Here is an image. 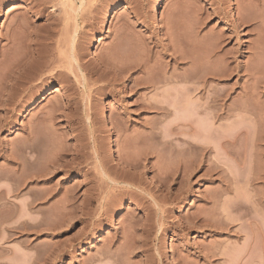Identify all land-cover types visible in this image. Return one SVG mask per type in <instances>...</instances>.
<instances>
[{
	"label": "rangeland",
	"instance_id": "obj_1",
	"mask_svg": "<svg viewBox=\"0 0 264 264\" xmlns=\"http://www.w3.org/2000/svg\"><path fill=\"white\" fill-rule=\"evenodd\" d=\"M150 1L0 0V84L16 79L11 77L13 69L15 75L20 71L22 83L26 78L31 83L18 88L13 105L0 107V264H142L153 255L156 264L160 257L155 246L162 249V264L183 263L184 258L188 264H206L188 256L185 246L215 250L218 242L223 255L213 258V264H248L253 249L254 264H264V153L259 154L264 148L255 150L253 140L235 137L243 130L239 126H249L241 112L243 103L250 102L247 107L255 115L264 113V0H164L159 6L163 29L152 20ZM111 5L118 8L105 28L102 16ZM96 37L101 40L91 52L89 44ZM213 93L220 96L213 111L217 118L208 117L197 127L210 130L211 151L199 157L201 167L192 171L198 162L187 145L195 140L193 111L182 118V110L164 98L181 105ZM105 109L108 115L102 118ZM260 121L264 126V118ZM260 121L252 122L260 125L257 131L263 127ZM218 141L231 142L233 148L249 146L262 158H246V147H236L235 156L234 149L227 148L225 155V147L232 145L221 149ZM5 150L13 161L3 158ZM14 167L16 180L21 176L20 184L14 182L20 191L9 197L5 193ZM206 169L210 175L203 179ZM250 174L261 181L251 182ZM112 178L118 184L110 183ZM205 196L214 202L221 196L217 203L226 213L228 205L245 200L244 218L227 214L230 225L218 234L182 231V239L169 231L155 240L156 205L168 215L167 226L186 224V219L191 224L190 217L213 212ZM121 207L128 208L120 212ZM22 210L26 215L19 219ZM91 216L100 220V227L82 237L80 220ZM145 217L153 224L147 239L140 230ZM141 242L144 248L148 244L145 249L138 248ZM147 249L151 251L145 258ZM121 252L126 255L121 257Z\"/></svg>",
	"mask_w": 264,
	"mask_h": 264
},
{
	"label": "bare ground",
	"instance_id": "obj_2",
	"mask_svg": "<svg viewBox=\"0 0 264 264\" xmlns=\"http://www.w3.org/2000/svg\"><path fill=\"white\" fill-rule=\"evenodd\" d=\"M164 0H151L150 1V4H149V10H150V14H151V16H152V20L154 21V23H156L157 24V26H158V28H160V29H163L164 27H165V25L161 22V20H160V17H159V6H160V4L163 2ZM118 7H117V5H111V6H109V7H107V9H105V11H104V13H103V16H102V25L106 28V26H107V24H108V21H109V17H110V15H111V13L114 11V10H116ZM232 15V14H231ZM233 17H234V15H232ZM168 22V21H167ZM168 24V23H167ZM169 25H170V22H169ZM168 26V25H167ZM171 26V25H170ZM166 28V27H165ZM100 37H96L95 39H93L91 42H90V44H89V50L91 51V52H93L94 51V49L97 47V44L100 42ZM18 62H22V61H17L16 62V64L18 63ZM23 63V62H22ZM15 64V65H16ZM18 65H19V63H18ZM24 65V64H23ZM15 66H13V68H14ZM16 67H17V65H16ZM23 67V66H22ZM12 68V69H13ZM18 68H19V66H18ZM19 70H22L23 72H24V70L23 69H19ZM13 71L15 72L16 70H14L13 69ZM13 72V73H14ZM17 72H18V74H16L15 75V73L13 74H11V77H12V75H14V76H16V79H12V81H11V79H9V81H7L8 79H7V77H9V76H7L6 77V81H7V83L5 82V80H4V82H5V84L4 85H1L2 84V82H1V84H0V86H1V88H0V107H3L4 105H7V103L8 104H11V105H13L14 104V101H15V96H17V95H14L19 89L18 88H22L23 89V86L25 85V84H28V83H30L29 82V80H27V78H26V83H22V81L24 80L25 81V79L24 78H22V79H18L17 78V76H19V78H21L20 77V71H18L17 70ZM26 72V71H25ZM29 74H31V73H29ZM28 73L27 74H24V75H27V77L29 76H31V75H29ZM33 74V73H32ZM35 75V74H34ZM38 75V74H37ZM37 75H36V78H37ZM22 76V75H21ZM33 76V75H32ZM25 77V76H24ZM15 78V77H14ZM32 78V77H31ZM35 78V77H34ZM33 79H31L30 81H32ZM36 80V79H35ZM19 81V82H18ZM28 81V82H27ZM34 81V80H33ZM22 83V84H21ZM24 84V85H23ZM31 84V83H30ZM29 84V85H30ZM22 85V86H21ZM28 85V86H29ZM27 86V87H28ZM33 86V85H32ZM254 87H256L255 85H254ZM253 87V88H254ZM200 88H201V86H196L195 87V91H199L200 90ZM25 89H27V88H25ZM256 89V88H255ZM7 90H9V91H7ZM254 91V90H253ZM256 91V90H255ZM19 92V91H18ZM21 92V91H20ZM55 92V91H54ZM18 94V93H17ZM214 94H216V93H213L209 98L208 97H203V95H201V96H199V97H197L195 100H189L188 99V102H186V101H183L182 103L179 101V103H181V105L180 104H176V103H173V101L174 100H172V102H168V99L167 98H164L165 99V102H167L168 103V105L170 106V107H172V108H174V109H180L179 111H181L182 110V114L180 115V117L181 116H183L184 114H186V115H190V111H193V114H194V119H195V122H194V124H191V126L192 125H195L196 126V128H195V126H194V128H193V133H194V139L195 140H193L194 142H188L187 143V145H188V149H190V152H192V153H194L197 157H198V162H194L193 163V169H192V171L194 170H199V164L202 162V161H200L199 160V157L201 156V158L203 157V155L205 154V153H207V151H209L210 150V146H208L209 144H210V142H212L211 141V136L209 135L210 134V130L207 132V131H205L204 129H202V128H200L199 130H198V126H199V123H201V122H206V120L205 119H207L208 117H210V118H212V119H215V118H217V116H216V113L215 112H213V111H215L216 109L215 108H217V106H216V104H217V101H219L220 99H218V98H220V96L219 95H214ZM248 95H251V94H249L248 93ZM247 94H246V96H248ZM167 96V95H166ZM217 96H219L218 98H217ZM252 96H253V93H252ZM256 96V95H255ZM18 97V96H17ZM250 98H251V96H249ZM163 98V97H162ZM252 98H254V97H252ZM261 98V97H260ZM245 99V98H244ZM258 99V98H257ZM167 100V101H166ZM170 100V99H169ZM247 100H248V98H247ZM246 100V101H247ZM260 100V99H259ZM164 101V100H163ZM251 101V100H250ZM258 101V100H257ZM16 102V101H15ZM245 102V101H244ZM259 102V101H258ZM157 103V102H156ZM160 103V102H159ZM159 103H157L158 104V106H159ZM210 103H212V104H210ZM250 102H248V104H249ZM164 104V103H163ZM247 104V105H248ZM251 104V103H250ZM249 104V105H250ZM11 105H10V107H11ZM167 105V104H166ZM247 105H246V102H245V105H244V103L241 105V107H243L242 109H241V112H243L242 114H243V117L247 120L246 122H247V125L249 124V126L252 124V125H254L255 126V124L256 123H259V121L262 119L263 120V118H261V116H263L264 115V113L260 116L259 114L258 115H255V112H254V109L252 108L251 110L249 109L250 108V106H249V108L247 107ZM168 106V107H169ZM255 106V105H254ZM183 107V108H182ZM221 107V106H220ZM158 108V107H157ZM6 109V108H5ZM13 109V108H12ZM260 109V108H259ZM184 110V111H183ZM253 110V111H252ZM255 111H258V110H255ZM108 110L107 109H105V111H104V113L101 115V117L102 118H106L107 117V115H108ZM184 112V113H183ZM185 112H187V113H185ZM258 112H262V111H258ZM180 113V112H179ZM186 115H184V117H182V118H186L187 116ZM188 115V116H189ZM259 116V117H258ZM6 118V117H5ZM7 119V118H6ZM181 119V118H180ZM188 119V118H187ZM4 120V119H3ZM248 121H249V123H248ZM251 122V123H250ZM252 122H256L255 124H253ZM2 123V122H1ZM5 123V122H4ZM262 123V121H260V124ZM263 124V123H262ZM261 124V126H263ZM201 125V124H200ZM251 125V126H252ZM257 125V124H256ZM246 126V125H245ZM245 126H239V127H243V130H242V128L240 129L238 126V130L236 129V127H235V129L238 131V132H235V137H236V139H238L239 140V137L240 136H245L246 138H245V140L246 139H248V141L247 142H249L250 143V141H252L251 142V144H252V146H251V148H253V149H255V150H258L259 151V149H256L257 148V146H259L260 147V149L261 148H264V130L262 129V128H264V126L263 127H261V130L260 131H262V134L260 135L259 133H257V132H260V131H257L258 129H260V125L258 124V126H255L254 128H255V130H256V128H257V132L254 130V128L253 127H246V128H244ZM0 127H2V126H0ZM193 127V126H192ZM259 127V128H258ZM207 128V127H206ZM1 129V128H0ZM207 130V129H206ZM216 131H218V130H216ZM216 131H215V133H216ZM207 132V133H206ZM211 132H214V131H211ZM214 133V134H215ZM217 135H219V134H217ZM215 136V137H217L218 138V136ZM222 135V134H221ZM223 135H226L225 133L223 134ZM222 135V136H223ZM230 135V134H229ZM221 137V136H220ZM224 137V136H223ZM232 137H234V135L232 136ZM231 137V138H232ZM225 138H227V135H226V137ZM230 138V139H231ZM193 139V138H192ZM235 139V138H234ZM242 139H244V138H242ZM111 141H110V143H113V141H114V139H113V137H111V139H110ZM217 140H219V139H217ZM221 140H222V138H221ZM231 140H233V138L231 139ZM230 140V141H231ZM237 140V141H238ZM192 141V140H191ZM228 141H229V139H228ZM228 141H226V142H222V141H220V143H219V141H218V143H219V145H217V147L219 146V148H221V149H223L224 148V146H226L225 144L227 143H229V144H231V142H228ZM237 141H235V142H237ZM222 142V143H221ZM246 142V141H245ZM233 143V142H232ZM238 143V142H237ZM234 144H236V143H234ZM240 144H243V142L242 143H240ZM245 144V143H244ZM232 145V144H231ZM237 145V144H236ZM239 145V144H238ZM213 146V145H212ZM228 146V145H227ZM230 146V145H229ZM225 147L226 148V150H227V148H230V149H232L233 148V145H232V147L230 146V147ZM247 146H248V144H247ZM213 147H215L216 148V145L215 146H213ZM237 147V149L240 147H246V145L244 146H236ZM236 147L235 148H233L234 149V152H235V149H236ZM249 147V146H248ZM248 147H246V148H248ZM212 148V147H211ZM214 148V149H215ZM213 149V148H212ZM25 150V149H24ZM215 150H218L219 151V149L217 148V149H215ZM240 151H241V153H242V150L241 149H239ZM250 150H252V149H250V148H248V151H250ZM255 150H252V151H254V153H256V151ZM263 150V149H262ZM262 150H260L259 152H261V153H259V154H262V153H264V150H263V152H262ZM11 151H12V149H11ZM211 151V150H210ZM221 151H223V150H221ZM231 151V150H230ZM252 151H250V152H252ZM228 152V150L226 151V154L225 155H228L229 153H227ZM231 152H233V151H231ZM237 152H238V150H237ZM237 152H235L234 153V156H235V154L237 153ZM250 152H247V150H246V155H245V157L247 158V156L249 157V156H252V157H254L255 156V154L253 153V155H252V153H250ZM14 153V152H13ZM191 153V154H192ZM223 152H221L220 153V155L222 154ZM241 153H239V155L241 154ZM249 154V155H248ZM251 154V155H250ZM257 154H258V152H257ZM256 154V155H257ZM194 155V156H195ZM232 156H233V154H231ZM237 155V154H236ZM242 155V154H241ZM240 155V156H241ZM244 155V154H243ZM263 155V154H262ZM262 155H257V156H259V157H261ZM113 156H114V154H113ZM195 156V157H196ZM240 156H238L237 158L238 159H240L241 157ZM257 156H255V157H257ZM196 157V158H197ZM244 157V156H243ZM3 158H5V159H10L9 161H13V157H12V155H11V152L10 151H6L5 150V152H4V154H3ZM194 158V157H193ZM195 158V159H196ZM204 158H205V156H204ZM222 158V157H221ZM237 158H236V161H237ZM262 158V157H261ZM264 158V157H263ZM25 159H27V158H25ZM206 159V158H205ZM243 159H245V158H243ZM249 159V158H248ZM224 160V159H223ZM223 160H222V162H223ZM254 160V159H253ZM17 161V160H16ZM193 161H195V160H193ZM197 161V160H196ZM219 161V160H218ZM218 161H216V163L218 162ZM225 161V160H224ZM244 161V160H243ZM246 161V160H245ZM244 161V162H245ZM251 161H252V159H251ZM15 162V161H14ZM200 162V163H199ZM204 162V161H203ZM210 162V161H209ZM215 162V161H214ZM253 162V161H252ZM255 162V161H254ZM254 162L252 163V164H254ZM264 162V161H263ZM15 163H17V162H15ZM28 163V162H27ZM221 163V162H220ZM225 162H223L222 164H224ZM238 163H239V160H238ZM246 163V162H245ZM251 162H249V164H250ZM221 164V165H222ZM246 164H248V163H246ZM218 165V164H217ZM190 166V167H191ZM249 166V165H248ZM186 168L188 167V166H185ZM191 167V168H192ZM201 167V166H200ZM215 166L213 165V168H214ZM219 167H221V166H219ZM223 167H225V166H223ZM251 167V166H250ZM250 167H248V169L250 168ZM253 167V166H252ZM252 167H251V169H250V171L252 170ZM210 169V168H209ZM223 169V168H222ZM253 169H255V168H253ZM188 170H190L189 169V167H188ZM19 171H21V170H19ZM209 171H211V169L209 170ZM209 171H208V169H206V171H204V173H203V175L201 176V177H203V179L205 178V179H208L209 178V175H210V173H209ZM223 171V170H222ZM247 171H249V170H247ZM246 171V172H247ZM249 171V172H250ZM253 171V170H252ZM258 171V170H257ZM256 170L254 171L255 173H260V171L259 172H257ZM10 172V173H9ZM9 174H10V176H11V174H12V179H10V186L8 185V187L10 188H8L7 187V191H6V193L5 194H7L8 196H9V194H11L10 196H13L14 194V192L15 193H18V191H20V189H19V185L17 186V188H16V185H17V183H14V182H16L17 180H20L21 179V176H20V178L18 177V179L16 180V176L15 175H18L17 173H18V170L17 169H15V167H14V169H9ZM186 172H188V171H186ZM190 172V171H189ZM248 172V173H249ZM191 173L192 172H190V173H188L187 175L188 176H191ZM194 173V172H193ZM202 173V172H201ZM200 173V174H201ZM225 173V172H224ZM247 173V175H249ZM190 174V175H189ZM219 175H220V173H219ZM229 175V174H228ZM251 175V174H250ZM253 175H256V174H254L253 173ZM258 175V174H257ZM260 175V174H259ZM8 177V175H7V177L8 178H11V177ZM13 176H15V179H14V177ZM6 177V178H7ZM221 177V176H220ZM233 177H234V173H233ZM262 177V176H261ZM187 178V177H186ZM198 178H200L199 176L197 177V179ZM210 178H211V176H210ZM219 178V177H218ZM246 178V177H245ZM247 178H249V177H247ZM113 179V178H112ZM213 179V178H212ZM221 179H222V177H221ZM226 179V178H225ZM232 180H233V178H231ZM250 179H252V175H251V178ZM254 179V180H253ZM252 180H251V182H253V181H255V179H258V176H257V178H255V176H254V178H253ZM14 180V181H13ZM108 180V179H107ZM110 180V179H109ZM114 180V179H113ZM224 180V179H223ZM237 180H238V178H237ZM236 180V181H237ZM259 180V179H258ZM261 180H263L264 181V179H261ZM261 180H259V181H261ZM201 181V180H200ZM207 181V180H206ZM211 181V180H210ZM244 181H245V179H244ZM11 182H13L12 184H11ZM18 183H19V181H17ZM208 182V181H207ZM225 182V181H224ZM248 182H250V181H248ZM251 182H250V184H251ZM258 182V181H257ZM110 183H112L113 185L114 184H118V182L117 181H110ZM246 183V182H245ZM20 184V183H19ZM248 184V183H247ZM247 184H245V185H247ZM192 185V184H191ZM13 186H15V187H13ZM247 186H249V185H247ZM251 187H253V185H251ZM15 188V189H14ZM21 188V187H20ZM114 188V187H113ZM187 188V187H186ZM228 188V187H227ZM16 189H19L18 191L16 190ZM220 189V188H219ZM253 189V191L256 189H254V187L252 188ZM17 192H16V191ZM186 190V189H185ZM221 190V189H220ZM188 191V190H187ZM186 191V192H187ZM192 191V190H191ZM191 191H190V193H191ZM224 191V190H223ZM252 191V190H251ZM252 191V192H253ZM183 192H185V191H183ZM195 192V191H194ZM198 192V191H197ZM220 192V195H222L221 194V192H222V190L221 191H219ZM227 192H229L228 190H227ZM20 193V192H19ZM199 193V192H198ZM255 193V192H254ZM251 194L252 195V197H251V199L252 198H255L254 196H255V194ZM17 195V194H16ZM199 195V194H198ZM219 195V194H218ZM7 196V197H8ZM9 196V197H10ZM88 196V195H87ZM86 196V198H89V197H87ZM201 196H203V194L201 195ZM206 196H207V194H206ZM206 196H205V198H203V199H205V201L207 200V201H210V202H208V204L210 205L211 204V206H210V208L212 209V210H210V211H213L212 213H210V214H203V213H201V214H197V215H195V213H194V215L195 216H192V217H190V221H191V224H188V221H189V219H188V221H187V219H186V224L184 223V221H183V223H180V224H178V222H175L174 224L173 223H169V225L170 226H167L166 225V220H165V218H168V215H165L164 213L165 212H163L162 210H163V208H162V210L158 207V205H156L157 207H156V209H155V213H154V217H155V220H154V224H155V230H157L156 232V236H155V240L158 242L159 240H160V238H164L163 236L164 235H166V233L167 232H169V231H174V232H177V235H175L176 237H182V239L183 238H185L184 237V235H180L181 234V232L182 231H184V232H186L187 231V233L189 232V231H195V232H201V231H203L204 230V232L206 231H213V232H223V230H225L224 229V227L225 226H227L230 222L229 221H227L226 219H225V216H227V214L228 215H233V216H235L236 218H239V219H241L240 217L242 216H244L243 215V212H244V210H245V208L247 207V205L246 204H244L245 206H243V203L245 202V203H247L245 200L243 201V203H241V201L240 200H237V201H235L234 200V198L232 199L233 201H235L232 205H228V209H230V212L228 211V213H226V211H225V209H224V211L223 210H221V209H223V205H221V204H219V203H217V201H221V196H219V198L217 199V201L216 202H214V201H212L211 200V198L213 197V195H212V197H210V198H206ZM217 196V195H216ZM224 196V195H223ZM222 196V197H223ZM236 197H238V196H236ZM91 198H92V196H91ZM92 199H94V198H92ZM92 199H90L89 198V200H91L92 201ZM178 199V198H177ZM202 199V200H203ZM220 199V200H219ZM256 199V198H255ZM173 200H174V198H173ZM182 200V199H181ZM180 200V201H181ZM253 200L254 199H252V201H251V204L252 203H254L253 202ZM86 201V200H85ZM175 201H176V199H175ZM178 201V200H177ZM176 201V202H177ZM205 201H203V202H205ZM206 201V202H207ZM232 201V202H233ZM167 202V201H166ZM174 202V201H173ZM231 202V203H232ZM256 202V201H255ZM84 203H88V202H84ZM179 203H181V202H179ZM217 205H216V204ZM249 203V202H248ZM257 203V202H256ZM24 204V203H23ZM176 204V203H175ZM188 204H190V203H188ZM206 204V203H205ZM218 204L220 205V206H218ZM250 204V205H251ZM101 205H103V204H101ZM193 204H190L189 206H192ZM255 205V204H254ZM23 206H25V204L23 205ZM87 205H85V207H86ZM105 206H107L108 207V205H106V203H105ZM124 206V205H123ZM206 206V205H205ZM83 208H84V206H82ZM229 207H231V208H229ZM252 207H253V205H252ZM23 209H25V207H22ZM97 208V207H96ZM109 208V207H108ZM127 208L128 207H121L120 208V212H123V211H125V210H127ZM221 208V209H220ZM244 209V210H243ZM108 210V209H107ZM110 210V209H109ZM106 211L105 210V212H103L104 214L107 212H110V211ZM129 210V209H128ZM166 210V209H165ZM205 210V209H204ZM243 210V211H242ZM247 210H249V209H247ZM22 211H24V210H22ZM89 211V210H88ZM91 211V210H90ZM101 211H103V210H101ZM112 211V210H111ZM206 211H207V209H206ZM205 211V212H206ZM72 212H73V210H72ZM82 212H84V211H82ZM172 212V211H171ZM203 212V211H202ZM68 213H70V212H67V214ZM88 214H89V212H87ZM86 212L84 213V214H87ZM199 213V212H198ZM208 213H209V211H208ZM241 213H242V215H241ZM244 213H246V211L244 212ZM24 214L26 215V210L22 213V216L21 217H19V219H21L23 216H24ZM71 214H73V213H71ZM168 214V213H167ZM203 214V215H202ZM82 215V214H81ZM80 215V216H81ZM92 215H94V214H92ZM165 215V216H164ZM68 216H69V214H68ZM71 216V215H70ZM89 215H87V217H88ZM97 216H98V214H97ZM105 216V215H104ZM148 216V215H147ZM101 217V216H100ZM188 217H189V215H188ZM229 217V216H228ZM85 218V217H84ZM82 219V220H80L81 221V224H82V229H81V235H82V237H89V233L92 231V229L93 228H95V226H99L100 227V220H98V219H96V216L94 217V216H91V220L90 219ZM98 218V217H97ZM145 218H147L146 219V222L145 223H147V224H145V223H143L144 225H142V229H140V230H143V232H142V234L143 233H145L146 235H145V237H146V239H147V235H148V237H149V234H148V232L150 233V231L151 230H147V228H149V227H153V224H152V226H150V222H148V217H145ZM144 218V219H145ZM151 218V217H150ZM183 218V217H182ZM232 218V217H231ZM244 218V217H243ZM19 219H18V221H19ZM72 219V218H71ZM71 219H66V220H68L67 222H69V223H71V221H74V220H71ZM77 219V218H76ZM8 220V219H7ZM71 220V221H70ZM97 220V221H96ZM103 220H104V218H103ZM139 220V219H138ZM153 220V219H152ZM231 220H234V219H231ZM238 220V219H237ZM137 221V220H136ZM144 221V220H143ZM142 221V222H143ZM66 222V221H65ZM140 222V221H139ZM214 222V223H213ZM233 222V221H232ZM237 222V221H236ZM235 222V223H236ZM12 223H14V221L12 222ZM136 223V222H135ZM25 223H23V225H24ZM58 224H62V223H58ZM65 225L67 224V223H64ZM130 224V223H129ZM137 224V223H136ZM188 224V225H187ZM21 225H22V222H21ZM22 225V226H23ZM25 225H27V224H25ZM72 225V224H71ZM102 225V224H101ZM132 225V224H131ZM141 225V224H140ZM230 225V224H229ZM38 226V224H36V226L35 227H37ZM60 226H62V225H60ZM59 226V227H60ZM69 226V225H68ZM134 226V225H133ZM252 226L254 227V224H252ZM18 227H19V229H21L20 227V224L18 225ZM24 227V226H23ZM22 227V228H23ZM27 227V226H26ZM29 227V226H28ZM66 227V226H65ZM129 227H130V225H129ZM128 227V228H129ZM135 227H136V225H135ZM138 227V226H137ZM143 227H144V229H143ZM174 227V228H173ZM25 228V227H24ZM56 228L58 229V227L56 226ZM62 228V227H61ZM60 228V229H61ZM64 228V227H63ZM252 228V227H251ZM15 229V228H14ZM59 229V230H60ZM67 229V228H66ZM133 229V232L135 233V232H137V230L135 231V228L133 227L132 228ZM137 229V228H136ZM139 229V228H138ZM151 229V228H150ZM139 230V231H140ZM253 230H255V229H252V231ZM251 231V232H252ZM141 232V231H140ZM184 232H182V234L184 233ZM204 232H202V233H204ZM218 232L216 233V234H218ZM254 233H255V231H253ZM252 232V233H253ZM212 233V232H211ZM253 233V234H254ZM140 234V233H139ZM208 234V233H207ZM79 235V234H78ZM80 235V236H81ZM130 235V234H129ZM135 235V234H134ZM138 235V234H137ZM151 235V234H150ZM187 235V234H186ZM127 236V235H126ZM138 236H140V235H138ZM138 236H137V238H138ZM251 236H253V235H251ZM143 236L141 235V238H142ZM144 237V238H145ZM255 237V236H254ZM128 238H130L129 236H128ZM143 239V238H142ZM141 239V240H142ZM146 239H143V240H145V242H147L146 241ZM178 239V238H177ZM133 240H134V238H133ZM139 240V239H138ZM163 240H165V239H163ZM163 240H161V241H163ZM131 242H133V241H131ZM136 242H138L137 240H136ZM142 242H144V241H142ZM142 242H141V244H139L140 245V247L138 246V248H141V249H143L144 247L143 246H141L142 245ZM164 242V241H163ZM185 242V241H184ZM126 243V242H125ZM129 243V246H130V241L128 242ZM219 243V244H218ZM217 243V246L215 247V250H207L206 249V247H204V246H201V247H197V248H189L187 245L185 246V252L187 253V255L189 256V255H191V256H195L197 259H202L206 264H213V261H212V259L213 258H215V257H221L223 254H222V251H221V243L220 242H218ZM252 243V242H251ZM127 244V243H126ZM135 244V243H134ZM147 244V243H146ZM146 244H145V248L147 247L146 246ZM144 245V244H143ZM148 245V244H147ZM152 245V244H151ZM156 245H159V244H156ZM133 246V245H132ZM161 245H159V247H160ZM135 247V246H134ZM134 247L132 248V249H134ZM137 247V246H136ZM156 247V246H155ZM154 247V251L156 252V254H157V256L158 257H160V259H157V263L156 264H162V261H164L163 259V257H162V255H161V253L159 252V250L160 249H157V248H155ZM158 247V248H159ZM162 247H164V246H162ZM214 247V246H213ZM125 248H126V245H125ZM128 248H130V247H128ZM144 248V249H145ZM254 247L252 246V248L251 249H253ZM119 249V248H118ZM127 249V248H126ZM130 251H131V249H129ZM129 250H127V252H129ZM136 250V249H135ZM138 250V249H137ZM148 251H146V252H144V256H145V258H146V256H149V254L148 253H150L149 252V250L150 249H147ZM162 250V249H161ZM160 250V251H161ZM118 251V250H117ZM134 251V250H133ZM133 251H131V252H133ZM139 251V250H138ZM151 251V250H150ZM251 251H254V249L253 250H251ZM251 251H250V259H249V263L248 264H254V262L256 261V259L253 257V253H251ZM124 252H126L125 250H124ZM153 252V251H152ZM191 252H193V253H191ZM115 253V252H114ZM121 253H123V252H121ZM134 253H135V251H134ZM134 253L132 254V255H134ZM143 253V252H142ZM142 253H141V255H142ZM146 253H147V255H146ZM164 253V252H163ZM116 254V253H115ZM118 254H119V251H118ZM121 255V254H120ZM119 255V256H120ZM124 255H126L125 253H123V255H121V257H123ZM128 255H130V254H128ZM112 257L114 256V255H111ZM150 256H152V254L150 255ZM236 256H237V254H236ZM239 256V255H238ZM237 256V257H238ZM118 257V256H117ZM117 257H113V258H117ZM129 257V256H128ZM142 257V256H141ZM152 257H154V255L152 256ZM152 257H151V259H152ZM187 257V256H186ZM109 258V257H108ZM120 258V257H119ZM163 258V259H162ZM184 258V257H183ZM240 257H238L237 259H239ZM121 259V258H120ZM140 259V258H139ZM138 259V260H139ZM149 259V261H145V263H142V264H154V261H152L151 262V259H150V257L148 258ZM147 259V260H148ZM185 259V258H184ZM183 259V263H181V261L180 262H178L179 264L181 263V264H188V263H186L185 262V260ZM111 260V259H110ZM126 260H127V258H126ZM129 260V259H128ZM166 260V259H165ZM113 261V260H112ZM116 261V260H115ZM121 261V260H120ZM114 262V261H113ZM117 262V261H116ZM122 262H124L123 260H122ZM122 262H120V264H123ZM128 262V261H127ZM139 262V261H138ZM147 262V263H146ZM196 262V261H195ZM238 262V261H237ZM87 263V262H86ZM85 263V264H86ZM125 263V262H124ZM165 263V262H164ZM177 263V264H178ZM130 264V263H129ZM191 264V263H190ZM193 264V263H192ZM197 264V263H196Z\"/></svg>",
	"mask_w": 264,
	"mask_h": 264
}]
</instances>
